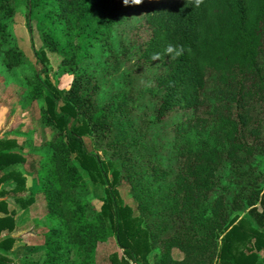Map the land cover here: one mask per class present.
I'll list each match as a JSON object with an SVG mask.
<instances>
[{
	"label": "trees",
	"instance_id": "trees-1",
	"mask_svg": "<svg viewBox=\"0 0 264 264\" xmlns=\"http://www.w3.org/2000/svg\"><path fill=\"white\" fill-rule=\"evenodd\" d=\"M13 1L0 0V10L11 15L9 3ZM24 1L27 22L34 21L39 33L40 49L60 56L62 73L74 70L128 13H141L147 38L139 46L135 66L136 70L159 67L153 75L154 89L149 91L157 98L156 122L174 111L195 113L205 108L202 94L208 78L233 90L240 106L245 100L251 104L264 98V70L258 62L264 52V0ZM4 31L0 23V46ZM2 55L7 69L22 64V53L14 48L5 49ZM26 85L28 101L43 100L41 121L54 132L47 143L50 154L40 162L38 172L37 190L49 222L40 264H94L96 244L112 236L123 254L119 264H137L151 248L157 249L160 264H176L167 262L172 249L193 255L197 262L189 264H260L264 191L253 188L238 193L229 205L219 196L210 202L209 196L217 185L213 171L222 161L238 163L237 155L264 159V139L248 143L240 135L246 122L229 112L216 115L210 129L216 147L194 140L189 125L175 126V137L181 138L176 172L169 175L152 167L154 175L148 180L136 177L130 165V151L137 141L131 134L126 96L116 93L97 106L92 97L97 85L82 73L73 74L63 93L46 88L36 76L27 79ZM83 134H89L96 144L111 146L110 157L118 158L122 175L109 162L111 179L106 178L103 161L85 148ZM11 146V142L0 141V184L12 178L16 190H21L23 180L10 166L20 163L22 156L10 151ZM70 159L91 181L97 176L106 185L99 211L90 220L85 204L70 197L72 190L85 186ZM120 178L129 184L138 217L119 201L115 186ZM14 203L24 209L32 199H15ZM5 208L0 201V264H12L7 253L15 238L2 233L12 231L14 223ZM245 209L255 227L247 219H229L232 211Z\"/></svg>",
	"mask_w": 264,
	"mask_h": 264
},
{
	"label": "rangeland",
	"instance_id": "rangeland-1",
	"mask_svg": "<svg viewBox=\"0 0 264 264\" xmlns=\"http://www.w3.org/2000/svg\"><path fill=\"white\" fill-rule=\"evenodd\" d=\"M9 7L12 9L11 15L0 10V23L5 26L3 43L0 46V141L11 142L10 151L22 156V161L10 166V169L19 173L23 180L21 190H16V181L12 178L0 184L2 193L0 201L5 202L6 213L14 223L12 231L2 233L15 238L10 252L7 253V258L12 264L23 262L40 264L44 251L43 235L49 227L45 202L37 189L39 165L50 154L47 143L54 132L41 121L40 108L44 107L43 100H27V79L36 76L46 88L51 87L63 93L68 89L73 74L82 73L97 85L92 95L97 106H101L116 93L126 96L125 105L129 110L131 134L137 141L136 146L130 151V165L136 177L143 179L150 180L153 177L152 167L168 171L169 175L176 172L177 161L181 158L177 153L181 138L175 137L174 128L179 124H183V127L189 125L190 135L194 140L203 142L207 147H216L210 132L212 120L216 115L225 116L229 112L233 117L240 119V122H246L240 128V132L242 130L240 135L245 141L253 143L255 138L264 139V98L251 104L245 100L240 106L241 101L232 93L233 90L220 87L211 78H208L202 94L206 101L205 108L195 113L174 111L160 122L154 120L157 98L149 91L154 89L153 75L159 71V67L136 70L135 59L139 46L147 38V31L142 26L143 15L138 11L128 13L123 23L112 27L106 39L96 43L89 50V56L74 70L62 73L58 69L60 56L40 49V36L35 28V22L28 23L26 19L25 1L14 0L9 3ZM9 47L22 53V64L13 69L4 66L2 55V51ZM35 53L42 61H39ZM258 62L264 70V52ZM45 90L43 88L44 94ZM195 117H200L201 122L190 121ZM81 139L85 148L96 153L103 161L106 178L109 181L111 179L109 162L112 163V168L121 171L118 158L110 157L113 151L110 145L104 142L96 144L89 134H83ZM236 157L239 159L238 163L224 160L213 171L217 185L214 192L209 195L210 202L219 196L229 205L231 197L238 193H246L253 188L264 191L263 157L259 155L249 158L242 155ZM70 161L78 168L85 183L84 188L72 190L70 197L85 204L86 219L90 220L99 211L106 185L97 176L91 181L75 160ZM122 174L121 171L120 175ZM115 187L119 201L131 209L133 217H138L140 214L138 204L130 193L129 184L120 178ZM29 198L32 199V203L24 209L14 203L15 199L26 201ZM257 209L259 210V207ZM231 217L247 219L250 225L255 227L247 214V209L232 211L229 219ZM141 228H146L143 223ZM258 255L260 264H264V249L258 252ZM122 256V251L112 236L105 242L96 244L93 263L119 264ZM167 262L189 264L197 261L187 252L172 249ZM137 264H160L157 249L151 248L144 260H139Z\"/></svg>",
	"mask_w": 264,
	"mask_h": 264
},
{
	"label": "clouds",
	"instance_id": "clouds-1",
	"mask_svg": "<svg viewBox=\"0 0 264 264\" xmlns=\"http://www.w3.org/2000/svg\"><path fill=\"white\" fill-rule=\"evenodd\" d=\"M128 2V0H125V3H127ZM134 2L136 3V4H140L141 3V0H134Z\"/></svg>",
	"mask_w": 264,
	"mask_h": 264
},
{
	"label": "crops",
	"instance_id": "crops-1",
	"mask_svg": "<svg viewBox=\"0 0 264 264\" xmlns=\"http://www.w3.org/2000/svg\"><path fill=\"white\" fill-rule=\"evenodd\" d=\"M17 239V238H16Z\"/></svg>",
	"mask_w": 264,
	"mask_h": 264
}]
</instances>
